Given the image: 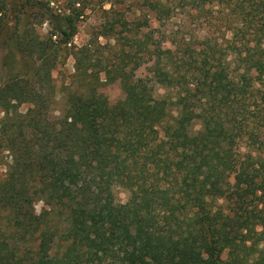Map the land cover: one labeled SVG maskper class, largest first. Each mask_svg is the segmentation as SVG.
Returning <instances> with one entry per match:
<instances>
[{"label":"trees","instance_id":"obj_1","mask_svg":"<svg viewBox=\"0 0 264 264\" xmlns=\"http://www.w3.org/2000/svg\"><path fill=\"white\" fill-rule=\"evenodd\" d=\"M145 2L152 17L121 21L140 35L122 48L118 75L80 48V90L54 116L52 71L77 32L76 14L48 0H0V148L12 158L0 178V264H264L260 26L232 48V69L209 39L197 49L169 30L161 46L154 28L143 31L151 21L170 24L189 3L206 14L212 0ZM33 20H47L49 35ZM143 66L148 74L137 76ZM115 80L126 94L111 104L99 87ZM116 186L130 192L126 202ZM223 248L234 249L230 258Z\"/></svg>","mask_w":264,"mask_h":264},{"label":"rangeland","instance_id":"obj_2","mask_svg":"<svg viewBox=\"0 0 264 264\" xmlns=\"http://www.w3.org/2000/svg\"><path fill=\"white\" fill-rule=\"evenodd\" d=\"M21 0H11L13 6L18 5ZM51 7L63 14H76L77 32L71 43L66 49L59 53L57 66L52 71L54 84V104L52 105L54 116H60L67 107V98L70 93L80 90L77 67V57H82L84 53H80V48L88 46L90 49L89 58L92 64L97 61L101 62L102 67H111L112 73L117 74V67L121 61L122 48H129L128 43L133 42L140 33L135 31L128 33L121 25L124 19H137L146 21V17H152L153 12L149 10L145 0H48ZM260 3V12H254L257 4ZM30 10L28 13L34 12ZM27 13V14H28ZM77 13L79 16H77ZM176 17L168 23H160L151 21L146 24L143 31L155 29L158 35V41L161 46L169 43V30L178 33H186L195 42L197 49L208 47L210 44L204 42L209 39L217 48V59L230 62L232 69L236 68L234 63L233 47H240L251 38L247 33L249 26H260V43H264V0H212L211 10L208 13H199L194 6L189 3L181 6ZM253 13L255 16L252 17ZM33 16H26L23 27L28 26V20ZM37 30L41 36L49 35L50 24L47 20H33ZM38 21V22H37ZM115 24V33L106 32V25ZM132 25L130 26L131 29ZM133 28V27H132ZM122 31V34H118ZM106 33L108 35H106ZM135 35H137L135 37ZM56 38V37H55ZM17 67L16 71L22 69L24 58L15 50ZM2 52H0V57ZM30 62V61H29ZM38 66V62L29 64L34 69ZM95 67V66H94ZM98 69V68H97ZM148 74L147 66H143L136 73L137 76H146ZM101 79L105 81L106 74H100ZM111 104H115L122 99L126 90L119 81L113 83H105L99 87ZM166 94V89L162 86L156 88L157 98H161ZM31 103H24L20 110L26 112ZM3 115L0 112V117ZM79 124V123H78ZM199 127V125L197 126ZM164 138V137H163ZM164 140V139H163ZM10 152L4 148H0V178H3L8 171V165L11 162ZM115 197L118 202L124 203L129 199L130 192L121 186H116ZM43 202H38L36 209L41 211ZM242 252H247L246 244H242ZM236 247V248H238ZM234 249L223 248L221 256L223 259L230 258Z\"/></svg>","mask_w":264,"mask_h":264}]
</instances>
